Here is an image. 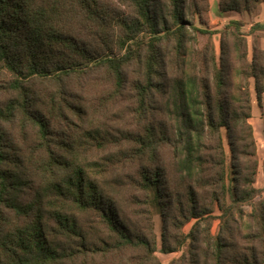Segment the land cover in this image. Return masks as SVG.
I'll return each instance as SVG.
<instances>
[{
	"label": "trees",
	"instance_id": "1",
	"mask_svg": "<svg viewBox=\"0 0 264 264\" xmlns=\"http://www.w3.org/2000/svg\"><path fill=\"white\" fill-rule=\"evenodd\" d=\"M121 1L133 7V15L122 16L108 0H0V67L11 74L14 91L0 105V264H63L73 251L51 236L55 229L67 237L82 232V247L87 242L77 216L46 204L43 191L33 200L22 199L27 164L5 127L16 119L37 128L45 161L58 176L49 185L56 199L64 197L79 210L96 212L121 245L148 242L133 235L119 216L116 196L82 164L76 144H82V134L53 141L55 147L50 138L53 125L82 118V105L67 89L68 80L99 71L112 86L108 95H117L129 83L132 64L139 68L131 83L137 119L132 156L153 159L139 171L140 187L172 213L173 222L179 216L181 222L194 219L183 238L191 239L194 264H264V187L255 185L257 146L248 121L253 107L250 78L258 104L263 100L264 49L254 50L249 60L246 38L237 27L233 35L239 69H230L228 51L217 62L214 51L201 50L203 65L191 64L188 27L206 31L186 20L187 3L198 13L199 0H168L166 5ZM259 1L222 0V9H249ZM163 40L174 43L183 63L179 74L166 82L159 79ZM34 80L55 83L56 90L38 95L31 86ZM157 94L161 100L155 107ZM155 108L164 117L160 123L149 119ZM90 135L102 138L98 131ZM164 146L173 153L174 176L157 164ZM215 220L219 223L213 231Z\"/></svg>",
	"mask_w": 264,
	"mask_h": 264
},
{
	"label": "rangeland",
	"instance_id": "2",
	"mask_svg": "<svg viewBox=\"0 0 264 264\" xmlns=\"http://www.w3.org/2000/svg\"><path fill=\"white\" fill-rule=\"evenodd\" d=\"M166 5L168 0H158ZM109 4L122 16L134 14L133 7L121 0H108ZM224 3V2H223ZM186 20L206 32H199L188 27L187 50L191 58V64H202L198 52L201 50L215 52L217 62L224 52H229L227 64L230 69L236 70L242 66V62L235 58L237 50L234 49V32L239 27V33L243 34L247 41L248 59L252 58L254 50L264 49V0H260L252 8L222 9V0H199V12L194 13V6L188 1ZM191 5V6H189ZM168 24L173 26V19L169 13H165ZM236 20L238 24L231 21ZM196 37V39L194 38ZM173 42L163 40V66L161 67L160 80L166 82L169 78L179 74L183 67L182 59L177 57L173 50ZM200 63V64H199ZM203 65V64H202ZM211 65V64H210ZM139 68L132 64L127 68L129 83L121 94L108 95L111 84L101 77L99 71L88 75L75 77L67 81L66 87L75 96V102L82 105V118L72 117L70 123L67 119L53 125V133L50 134L52 147L57 146L69 137L82 134V144L78 154L81 155L82 164L89 173L98 181L105 184L113 195L116 196L119 216L124 220L133 232L134 236L146 239L148 242L140 245H121L118 237L100 216L94 211H82L75 208L69 199L56 195L49 189V185L56 180L57 173L52 174L45 159L48 158L41 148V138L37 128L28 123L25 127L16 119L6 123V130L10 139L18 148V152L27 164L28 186L22 193L25 201L33 200L39 191L44 192L45 202L53 203L55 209L64 208L68 213L77 216L81 231L86 236V247H82V232L72 237H67L52 230L51 236L72 250L65 257L63 264H194L191 261V239L183 238L190 231L194 219L181 222L172 220V213L163 209L158 203L152 201L149 193H146L137 182L142 165H151V155L139 160L132 156L133 140L131 133L137 131V119L134 114L135 96L131 89L132 81L138 77ZM11 74L0 67V105L5 104L14 91L10 88ZM253 78H250L252 92V112L248 121L253 126V132L257 146L258 168L255 185L264 187V94L261 104H258ZM32 88L38 95L45 96L49 91L56 90V84L48 81L34 80ZM111 86V87H110ZM161 94H157L158 107ZM157 123L164 119L159 108L153 109L149 117ZM101 137L91 136L96 132ZM224 133V145L230 162L229 146ZM106 137V138H105ZM53 141L57 142L53 145ZM157 164L165 167L166 171L174 176V158L168 146L160 148ZM156 162L153 165H157ZM52 176V177H51ZM62 209V208H61ZM219 214L218 209L215 210ZM179 214V213H178ZM11 220L14 219L10 213ZM55 225V222H50ZM219 221L215 220L213 231H216ZM168 249V250H167Z\"/></svg>",
	"mask_w": 264,
	"mask_h": 264
}]
</instances>
